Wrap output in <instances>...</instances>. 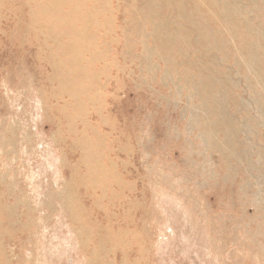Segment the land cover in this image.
<instances>
[{
	"label": "rangeland",
	"instance_id": "1",
	"mask_svg": "<svg viewBox=\"0 0 264 264\" xmlns=\"http://www.w3.org/2000/svg\"><path fill=\"white\" fill-rule=\"evenodd\" d=\"M50 1L0 0V264H264V0Z\"/></svg>",
	"mask_w": 264,
	"mask_h": 264
},
{
	"label": "bare ground",
	"instance_id": "2",
	"mask_svg": "<svg viewBox=\"0 0 264 264\" xmlns=\"http://www.w3.org/2000/svg\"><path fill=\"white\" fill-rule=\"evenodd\" d=\"M31 1H35V0H28V2H31ZM155 1V0H154ZM173 2V0H171ZM177 1V0H176ZM166 2V1H165ZM59 0H52L50 2H46L45 4H43V6L40 5V9L37 7V10H36V16H35V19H37L39 22L42 23L43 25V29L45 32L44 34H48V35H53V36H58L60 34V32H65L64 33V36L65 35H71L73 37L78 38V39H82L83 40V32H82V28H78L77 27V23L79 24L80 22H74V21H70V17H68L67 15L64 14L63 12V4H61L59 6ZM149 3V2H148ZM163 3V2H162ZM178 3V2H177ZM181 3V2H180ZM41 4V3H40ZM160 4V3H158ZM170 4V3H168ZM172 4H175V2H173ZM48 5V6H46ZM150 5V4H149ZM166 5V4H165ZM179 5V4H178ZM143 6H144V3H143ZM164 6V5H163ZM167 6V5H166ZM171 6V5H170ZM180 6V5H179ZM44 7V8H42ZM157 7V6H156ZM181 7V6H180ZM150 8V7H149ZM173 8V7H172ZM178 8V7H177ZM165 9V7H164ZM65 10H69V7ZM146 10V9H144ZM173 10H175L173 8ZM149 11V9H148ZM147 12V11H146ZM155 12V11H154ZM72 13H74V10H72ZM145 14V13H144ZM39 16H41L39 18ZM151 16V15H150ZM87 16H84V18H86ZM94 17V16H93ZM149 17V15H148ZM33 18V14H30V19L32 20ZM39 18V19H38ZM36 21V22H38ZM75 23V24H74ZM35 24V23H34ZM40 24V23H39ZM37 26V25H36ZM40 26V25H39ZM61 29V31H60ZM138 29V28H137ZM41 30V29H39ZM90 30V29H89ZM86 33V32H85ZM89 33V32H88ZM62 35V34H61ZM37 38V37H36ZM47 38V37H46ZM53 38V37H52ZM43 39V38H42ZM55 40V39H54ZM81 40V41H82ZM90 44V42H89ZM79 46L81 47H85L86 45L85 44H80L79 43ZM65 74L67 75V78H69V80L71 81L72 79H70V76H71V72L70 71H67L65 72ZM57 76V75H56ZM54 77V76H53ZM60 77V76H59ZM58 77V78H59ZM59 79H62L61 77ZM62 83V82H60ZM68 89V88H67ZM81 89H86V87L84 88H81ZM90 91V90H89ZM82 142V141H81ZM102 144V143H101ZM97 148V147H96ZM93 149V148H92ZM84 151V150H83ZM101 152V151H100ZM91 153V152H90ZM89 153V154H90ZM94 155V154H92ZM93 158V157H92ZM111 162V161H110ZM112 163V162H111ZM110 163V164H111ZM102 163L100 162V165ZM112 165V164H111ZM103 169V168H102ZM93 177V176H92ZM98 179V178H97ZM112 181V180H111ZM96 183V182H95ZM98 185V184H97ZM110 185V184H109ZM71 186V185H69ZM72 187V186H71ZM109 190V189H108ZM66 197H65V209L68 210V213L70 215L71 212L75 211L73 210L71 207H72V200L70 198V195H69V190H66ZM106 192V190H105ZM131 204V203H130ZM133 207V206H132ZM72 218H74V216H72ZM78 233H80L79 231V228H78ZM111 240L110 241H113L112 243V249L113 250H118V247L117 245H121V243H124V242H121V237L119 236V234H115L114 236V239L110 238ZM133 242L136 243L137 245V248L140 247V244H141V240L140 238L139 239H133ZM125 244V243H124ZM124 250L126 251L124 245H121ZM99 247V246H98ZM114 252V251H113ZM116 252V251H115ZM90 259L92 260L93 259V256L91 255L90 256ZM123 264H128L127 262H125V259L121 260ZM115 262V261H114ZM104 264V263H103ZM113 264V263H112ZM119 264V263H118Z\"/></svg>",
	"mask_w": 264,
	"mask_h": 264
}]
</instances>
